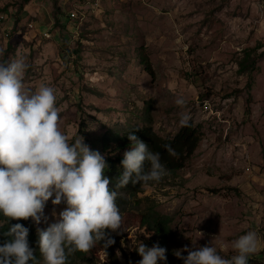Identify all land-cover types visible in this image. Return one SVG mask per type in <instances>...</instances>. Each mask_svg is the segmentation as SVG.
<instances>
[{
    "label": "rangeland",
    "instance_id": "1",
    "mask_svg": "<svg viewBox=\"0 0 264 264\" xmlns=\"http://www.w3.org/2000/svg\"><path fill=\"white\" fill-rule=\"evenodd\" d=\"M259 43L256 69L241 73L245 50ZM0 48V61L27 58V88L56 90L70 142L84 131L92 149L106 131L132 126L172 138L182 113L200 129L184 168L125 196L114 232L120 264L142 259L136 249L154 235L145 219L167 223L165 245L158 241L167 261L158 264H184L176 250L211 241L231 258L232 241L250 230L260 247L249 264H264V0H0ZM52 199L37 227L66 207ZM85 264L111 262L96 246Z\"/></svg>",
    "mask_w": 264,
    "mask_h": 264
},
{
    "label": "clouds",
    "instance_id": "2",
    "mask_svg": "<svg viewBox=\"0 0 264 264\" xmlns=\"http://www.w3.org/2000/svg\"><path fill=\"white\" fill-rule=\"evenodd\" d=\"M4 51L0 48V56ZM28 67L27 58L19 52L13 59L0 61V214L7 221L31 218L39 225L42 220L47 223L44 210L53 196V205L64 203L63 210L53 213L56 221L36 231L42 264H68L77 251L87 253L101 241L106 248L115 243L107 230L122 227L118 189L130 182H159L168 169L159 152L129 133L132 145L124 152L122 172L112 186V178L105 175V157L92 150L84 137L70 142L61 131L56 90L47 84L35 90L25 86ZM175 102L186 103L183 97ZM189 119L182 113L181 126H188ZM164 147L169 155H177L170 144ZM29 231L22 223L10 226L4 233L9 239L0 244V264H41L37 250L29 244ZM231 247L236 253L231 258L223 257L213 241L196 250L185 246L174 255L184 264H249V257L260 247L256 231L240 235ZM136 250L142 256L137 264L167 261V249L159 244L149 248L142 243ZM184 251L187 256L182 255Z\"/></svg>",
    "mask_w": 264,
    "mask_h": 264
},
{
    "label": "trees",
    "instance_id": "3",
    "mask_svg": "<svg viewBox=\"0 0 264 264\" xmlns=\"http://www.w3.org/2000/svg\"><path fill=\"white\" fill-rule=\"evenodd\" d=\"M56 26H61L60 19H57ZM262 47V43H259L253 48H248L245 50V56L240 62L239 71H253L257 67V58L258 51ZM138 56L141 59V65L145 67V71L150 74V76H155L153 71L152 64L148 56L141 52V48L138 49ZM255 55L253 56V53ZM261 52L259 55H262ZM88 130L87 127H85ZM82 132V131H81ZM129 133L135 134L139 139L143 140L148 144L149 150L156 151L161 154L162 163L168 169V173H174L185 167L186 162L195 154L196 149L199 146L201 141V132L200 129L192 122L189 121L188 126H183L181 130L172 138H164L160 136L152 127H129L125 130H108L100 138L98 142H94L92 150H98L106 159L108 168L105 170V175L112 178V186L116 183V178L122 172L121 161L124 158V152L130 150L132 142L128 139ZM85 138L87 140V133ZM170 144L177 155H169L164 145ZM153 181H150L146 184L139 183L133 184L129 183L127 186L118 189V197L116 203L118 207H121L125 203V196L136 197L139 194L143 193L145 188L152 184ZM22 223L25 227L29 228V244L32 248L36 249L37 258L41 260L40 254L38 252V235H37V226L34 221L29 218L27 220H16L10 219L7 221V218L3 217L0 214V244H3L5 240L9 239L4 235L7 232L12 224ZM144 225L154 231V235L147 240H144V244L147 247H152L158 244L165 245L168 238V228L167 223L162 219L147 220L143 221ZM110 233L111 238L115 240V243L108 246H104L103 241L98 242L94 247L100 246L102 250L107 254L108 259L111 264H120L119 261V251H123V246L120 243V237H118L111 230H107ZM94 247L87 253L77 251L73 255L69 256L68 264H85L89 261V254L93 251Z\"/></svg>",
    "mask_w": 264,
    "mask_h": 264
},
{
    "label": "built area",
    "instance_id": "4",
    "mask_svg": "<svg viewBox=\"0 0 264 264\" xmlns=\"http://www.w3.org/2000/svg\"><path fill=\"white\" fill-rule=\"evenodd\" d=\"M71 16H72V17H75V15H74V14H71ZM2 18H3V16H2ZM46 36H47V37H51V35H50L49 33H48V34H46Z\"/></svg>",
    "mask_w": 264,
    "mask_h": 264
}]
</instances>
